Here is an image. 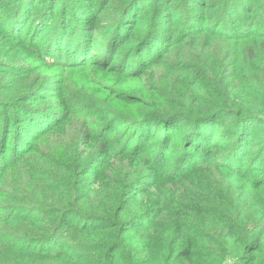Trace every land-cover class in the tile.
<instances>
[{
    "label": "rangeland",
    "instance_id": "rangeland-1",
    "mask_svg": "<svg viewBox=\"0 0 264 264\" xmlns=\"http://www.w3.org/2000/svg\"><path fill=\"white\" fill-rule=\"evenodd\" d=\"M263 26L264 0H0V264H190L213 229L232 226L209 210L211 197L261 211L253 240L264 242V192L239 174L253 162L264 181L257 121L244 124L235 175L218 162L236 139L221 138L224 116L201 126L218 147L213 157L170 172L190 119L200 123L225 96L253 104L264 95L256 78L245 82L235 54L260 44L264 33L241 36ZM17 114L29 123L14 122ZM130 128L146 130L145 139L128 143ZM52 206L62 211L35 209ZM74 206L116 226L71 228V215L54 233ZM254 261L264 264V255Z\"/></svg>",
    "mask_w": 264,
    "mask_h": 264
},
{
    "label": "trees",
    "instance_id": "trees-1",
    "mask_svg": "<svg viewBox=\"0 0 264 264\" xmlns=\"http://www.w3.org/2000/svg\"><path fill=\"white\" fill-rule=\"evenodd\" d=\"M51 4H53V2H51ZM256 28L254 29V31L251 30L252 32L250 33L249 31H245L244 36H241V37L248 38V36H250L251 34L253 35V34L264 33V26L259 27L260 31H257ZM227 30L228 28L224 27L221 30V33L228 35L226 36L228 38L230 37V38L235 39L236 35L231 36L234 34L233 33L229 34ZM250 42L251 43L246 44L242 50L235 49L236 50L235 54L237 53L240 54L242 57L241 59H243V62L246 65L245 67L246 69H244V72L242 73L244 79L246 80L245 82H247L248 84L250 80H252L253 78H256L260 83H255L254 84L255 87H257L259 90H263L264 89V78H263V75H264V40L260 44L257 40H252ZM255 60L260 65L257 66L256 64H254ZM240 66L244 67L243 64H241ZM255 71H258V72H255ZM229 86L233 88L235 84H231ZM235 88H233L234 91H235ZM220 103L222 106L217 107L215 110L211 111V113L202 116L203 119L199 120L200 123H196L195 122L196 120L190 119L193 123L191 124V126H189L191 128L187 130L188 132H186V134L184 135L185 137H183L182 145H178V147L176 148L177 153L174 157L175 165L171 167L170 172L174 171L175 166H178L180 169L186 166L188 163H190L192 165L188 166L187 169H185V170H189V168L197 166L199 163L203 162V160L206 157H209V159H211L213 157L212 156L213 153L217 152L218 147L214 149H212L211 147V144H210L211 134H209L210 132L206 133L204 132V130L202 131V133L200 132L202 128L201 126L206 124V122L210 118H214L218 116L219 117L224 116L225 118L228 117L229 122L228 124H226L227 127L225 131L222 132V135L223 133L225 134L221 136V138H228L229 140L233 136L236 138L235 141H232L233 145L232 147H230V150L227 149L226 144H223L224 146L223 150L226 153V155L221 156L219 159L220 161H218L224 165L223 167L221 166L223 169H228V171H226L227 176L235 175L236 169L240 167L238 165L239 160L237 156L239 155L238 147L242 146V141L244 142L248 134V129L246 132L244 131L245 130L244 124L250 121L253 122L254 120L257 121L260 125H262L259 129V133H261L264 136V95L258 97V99H256V101H254L253 104L235 102L232 98H229L227 96H225ZM153 114H158V112H154ZM15 117H14L15 118L14 122H17L19 118L21 121H23V124H22L23 126L29 123L27 120L28 119L27 117L24 119L22 116L18 114ZM178 120H182V119L179 118ZM159 121L161 122L163 120H159ZM35 123H36L35 120H33L32 124L35 125ZM229 126H232L235 128L233 135H231L230 133V130L228 128ZM36 127L37 126H34L33 128L27 129L26 131L27 132L32 131L36 129ZM181 127L185 128L184 121H182ZM130 129H135V128H130ZM144 132H147V131L146 130L143 131L141 129H135V132H133L131 139L128 143H133V141H135L137 137H138L137 139H142V136L145 135ZM11 133H12V137H14V133L13 132ZM159 134H160V129H159ZM144 137L145 136H143V139H145ZM148 138L150 139V137ZM163 139L169 140L170 135L168 138H164L163 136L160 139V141L157 143H156V140H152V142L149 143L150 148L160 149L159 145H163V142H161ZM143 142H146V141L142 140V143ZM27 143L28 142L24 143L21 146L18 145L17 149L23 147ZM138 148L141 150H144L140 147ZM142 154H145V153L138 151L135 157H138V158L146 157L147 159L151 157L150 153L145 154V155H142ZM246 154L247 152H245L243 156ZM156 159H155V162L159 163L157 162ZM262 161H263L262 164H264V158H262ZM247 165L243 167L242 173L239 171L240 172L239 174H243V176L244 175L249 176L250 174H252L255 177V179H257L258 181V184L256 185L255 189L256 190L259 189V192H264V181L258 180V176H257L258 174L255 175V172H254L256 168L255 165L252 166L253 162L251 165H249V167ZM234 167H236L235 170H234ZM180 172H184V170H181ZM238 175L237 177H240V175L239 176ZM232 197L233 196H228L230 200L232 199ZM222 199H219V198L214 199L212 197L211 199L208 198L209 202L214 204L213 207H209L210 208L209 210H212L214 208L217 214L220 212L221 216L222 217L224 216L227 222L229 224H232L233 227L229 226L231 230L227 228V231L223 233H221L220 230L217 228L213 229L215 234L213 237L210 238L211 244L202 243L201 246L203 248L200 251V254L194 253V255L192 256L190 260V264L193 261H199L194 264H241V263L242 264H245V263L246 264L247 263L256 264L257 262H255L254 259H256V257L259 254H261L262 256L264 255V242H262L263 239L258 238L256 240L257 242L255 243L253 240V233H256L257 230L260 228L259 223L260 221L263 220V213L261 211H257V213H252L249 211L250 213L247 212L245 214V212L239 211L238 208L235 206V204L229 199H224V200ZM223 205H225V207ZM35 209L44 213L45 216H50L52 214L62 211L56 206H52L47 212L46 210H43L41 207H38V208L35 207ZM71 215L77 216V222L72 223L71 228L77 227L78 223L84 224L87 222L99 223L98 224L99 227H102L101 225L104 222H108L106 226H113V227L116 226V225H109L112 223H110L109 217L107 218L104 214L98 215L95 213H91V214L82 215L81 213L78 212L77 208L74 206V207H69L68 209L64 211L63 214L59 215L61 222L57 226H55L57 228L56 230H54V233H56L57 231H62V229L65 228V221L67 217ZM114 222H115L114 224H118L117 221H114ZM41 240L42 238L38 239V241H41ZM113 250H115L114 252H116L122 249L120 245H114ZM57 252H55L56 255H58ZM250 254L252 257H250ZM105 262H101L99 260H93V259L91 260V264H105ZM257 264H262V263L258 262Z\"/></svg>",
    "mask_w": 264,
    "mask_h": 264
}]
</instances>
